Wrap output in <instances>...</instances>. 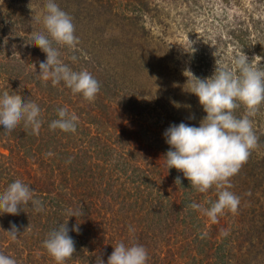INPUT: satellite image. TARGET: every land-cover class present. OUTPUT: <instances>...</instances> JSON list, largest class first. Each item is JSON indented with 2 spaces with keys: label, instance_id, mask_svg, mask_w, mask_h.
Listing matches in <instances>:
<instances>
[{
  "label": "trees",
  "instance_id": "obj_1",
  "mask_svg": "<svg viewBox=\"0 0 264 264\" xmlns=\"http://www.w3.org/2000/svg\"><path fill=\"white\" fill-rule=\"evenodd\" d=\"M20 1L28 11L24 9L15 11L11 7L6 8L0 2V95L21 102L25 99L35 102L41 109V128L38 134H33L30 126L25 127L21 123L10 135L0 133V193L11 182L22 180L34 190V199L43 203L42 212L46 216H38L42 212H35L31 205L25 206L18 215H0V253L14 258L16 264H28V258L30 261L33 260L31 252L26 257L22 252V246L15 247L17 244L18 246L22 244L24 238L14 244V240L6 231L14 224L19 230V236L25 233L32 234L31 232L36 228H41L47 237L48 233L59 224L68 221L69 234L75 241L76 251L65 264H79L76 262V256L79 254L76 252L80 248H83L80 250L83 252L81 255L87 256V263L94 258L93 260L98 264V259L101 258L104 264H107L108 257L114 250L113 247L120 242L143 245L148 252V264H264V202L260 200L263 189L242 197L239 188L235 187V185L239 186L241 178L242 184L246 182L243 172H247L246 165L250 160L256 166L261 163V160L256 163L254 153L260 146L264 151V134H260L261 140H258L257 147L251 151L249 159L238 174L229 179L231 184L229 190L234 194L239 192L237 196L241 201L236 214L225 210V213L218 217V222L212 223L201 211L190 208L189 203L193 202L200 204L202 208L210 207L217 200L218 191L215 186L205 193L194 191L190 181L184 178L186 180L184 185H182L184 179L181 180L183 189L174 193L172 191L176 186L175 181L172 182L171 193L168 194L170 197L164 195L163 188L158 190V199L149 201L148 213L143 209H137L138 204H142L143 201V198H138L139 192H136V195L132 193V197H129L131 194L124 195L121 197L123 203L120 207L123 210L125 206L128 210L120 215L119 211H115L119 207L118 204L108 206L112 194L107 193L106 198H103L102 193L98 191L103 175L98 176L95 170L103 163L102 158L108 155L107 150H115L116 155H119V158L124 157L125 160L129 155L134 156L135 151L138 150L140 135L133 134V137L127 135L128 142L125 143H128V147H136L129 149L127 154L107 143L105 131L97 127L103 118L102 110L105 109L103 104L107 105L102 102L103 89L113 91L112 86L117 88L122 85L120 81L123 82L128 69L119 71L112 68L107 83L96 79L100 84V91L91 102L85 100L82 95L73 94L70 89L63 86V83L53 86L51 80L44 81L37 75L40 71L39 65L33 68L29 60L31 56H39L42 61L46 59L45 53L38 47L31 46L32 37L37 32L43 31V28L34 26L33 17L30 15L31 8L34 11L44 8L45 0ZM82 1L56 0V3L73 18L75 14L81 12ZM97 1L101 4V10H111L112 0ZM113 1L118 5H115L114 10L119 9V14L122 16L128 14L130 9L142 14L148 5L147 0ZM219 1L234 13L229 18L225 13L224 26L221 25L222 32L218 39L223 47L232 46L234 49L231 54L227 50L226 60L229 55L234 56L235 59L246 55L254 66L264 68V0ZM210 28L216 35L218 26L214 23L208 24L207 29ZM206 44L202 45L205 49ZM54 46L61 55L68 49L66 46ZM126 53L128 57H133L131 52ZM198 54L199 52L194 56L192 63L194 61L193 66L197 65L204 71L199 77H211L214 73L211 68L212 63L208 61L210 72L206 71L205 68L208 69V66L203 65ZM202 56L205 57L203 53ZM63 59L61 60L65 62ZM231 60L233 57L229 58L228 64ZM195 69L197 74L199 69L197 67ZM167 94L172 95V91H168ZM62 107L78 117L75 133L49 128V124L58 118L57 110ZM239 108L245 110L243 106ZM261 108L264 109V104L260 106ZM137 122L138 116L136 122L131 120L127 125L130 128L137 127L140 134L142 127ZM95 129L97 132H94ZM125 138L126 135L121 137L123 140ZM134 169L137 172L142 171L140 166ZM166 173L161 178L172 179L170 177L171 173H174L172 168L169 170L167 168ZM173 176L184 177L181 171L174 173ZM115 187H119L117 183ZM119 192L121 193V190H118L117 194ZM174 195L177 197L175 198ZM130 206L134 209H129ZM70 209L79 210L82 215L69 218ZM149 216L150 220H148ZM32 219L34 223L30 222ZM77 222L79 233L71 231ZM130 226L134 231H129ZM225 230L228 232L226 236L222 235V231ZM125 231L129 235V241L124 235ZM151 241H156L155 243L160 241L161 248H153ZM43 251H45L43 256L38 252L39 256H34V259L43 258L41 264H55L46 248ZM37 260L30 264H40Z\"/></svg>",
  "mask_w": 264,
  "mask_h": 264
},
{
  "label": "rangeland",
  "instance_id": "obj_2",
  "mask_svg": "<svg viewBox=\"0 0 264 264\" xmlns=\"http://www.w3.org/2000/svg\"><path fill=\"white\" fill-rule=\"evenodd\" d=\"M0 2L6 8L11 7L15 11L23 9L28 11L20 0H0ZM112 2L111 10L107 11L101 10V4L97 0L82 1L81 12L79 11L72 18L75 35L79 42L74 49H66L60 58H64L65 63L73 70H87L94 74L93 77L95 76L99 82L105 83L111 76L112 68L119 71L128 69L123 82L120 81L123 86L119 85L117 88L112 86L113 91L103 89L102 102L107 105L102 103L105 109L102 110L103 118L99 121L101 124L97 129L105 131L107 143L124 153L131 148L136 149L134 146L128 147V143H125L128 142L127 135L142 136H139L138 150L135 151L136 154L133 153L134 156L129 155L127 160L124 157L119 158L115 150H107L108 155L102 158L103 163L95 171L98 172V176L103 175V181L98 189L103 198H106L107 193L113 196L108 206L118 204L119 207L115 211H119L122 215L128 208L124 206L122 210L120 207L123 203L121 197L127 194H131L129 197H132V193L136 195V192H139L138 198H143V201L142 204H138L137 209H143L148 213L150 211L149 201L158 199V190L163 188L164 195L170 197L168 194L171 193V184L177 179L173 175L179 171L172 168L174 172L170 176L172 179L161 178L167 174L164 157L170 147L165 142L163 133L170 125L181 122L199 126L200 121L206 115L198 98L188 92L190 89L186 84V76L189 75L185 73L186 70L190 69L197 77L204 74L199 66H193L194 56L199 52V58L206 67L210 61L212 71H215L216 67L234 70L232 67L235 61L234 56L229 55V58L233 57L230 64H228L229 58L226 60L227 50L231 54L234 49L232 46L225 48L218 42L219 34L222 32L221 25L225 22H223L225 13L228 14L227 18L232 17L234 13L226 9L219 0H196V3L195 0H147V9L143 13L140 12L142 14L130 9L128 14L122 16L119 14V9L114 10L116 1L112 0ZM43 14L44 8L41 7L35 11L31 8L30 15L33 18L42 17ZM213 23L218 26L217 32L215 31L216 35L211 28L207 29V25ZM40 27L43 28L42 25ZM205 43H207L206 49L202 46ZM126 52H131L133 57H128ZM202 53L206 58L202 56ZM72 57H75V60ZM40 62L42 59L39 56L30 57L31 67L37 68ZM195 67L199 69L198 75ZM205 69L210 72L209 66ZM165 85L167 87H164ZM168 91H172V95L168 96ZM171 96L173 98H170ZM263 110L261 108L258 115L253 118V128L258 140H261L260 134H264ZM244 113L243 108H238L235 112L238 117ZM137 116V123L142 127L140 134L137 127L130 128L127 125L131 120L136 122ZM94 132H97L96 129ZM124 135L126 138L123 140L121 137ZM128 140L130 141L129 138ZM261 147L254 153L256 163L260 160L261 163L256 166L250 160L246 165L247 172L242 174L246 182L242 184L241 178V183L235 187L239 188V192L243 194L240 195L242 197H246L255 190L263 189L260 200L264 202V174H262L264 172V151ZM136 166H140L142 171L137 172L134 169ZM180 179L183 180L184 177ZM183 181L182 185L186 180ZM116 183L119 186L117 188ZM174 184L176 189L172 193L183 189L181 184L175 182ZM118 190H121V193L117 194ZM174 197L176 198L177 195ZM129 209L134 208L130 206ZM38 216L46 215L42 212ZM132 220L136 221V219ZM30 222L34 223V219ZM31 233L21 234L23 237H19L22 238L14 240L15 244L24 238L22 244L19 246L17 244L15 247L21 248L22 246V252L26 257L31 252L33 260L30 261L28 258V264L36 262L37 259H34V256H39L38 252L40 256H43L45 252L43 241L47 238L41 228H36ZM124 235L129 241L127 231ZM155 242L151 241L152 247L161 248L162 243ZM34 249L37 251L33 252ZM80 250L76 252L79 254L76 256V262L96 264L94 258L92 263H87V256L81 255L83 252ZM46 256L47 254L44 257ZM37 261L41 264L44 259Z\"/></svg>",
  "mask_w": 264,
  "mask_h": 264
},
{
  "label": "clouds",
  "instance_id": "obj_3",
  "mask_svg": "<svg viewBox=\"0 0 264 264\" xmlns=\"http://www.w3.org/2000/svg\"><path fill=\"white\" fill-rule=\"evenodd\" d=\"M32 22L36 27L42 25L43 31L32 37L31 46L38 47L46 54L36 74L44 81L51 80L53 86L63 83L73 94L93 101L100 91L99 82L87 70H73L61 60V54L54 46L69 49L77 46L79 39L75 35L72 17L59 7L56 0H45L44 14L39 18L34 17ZM72 59L75 60V57ZM234 66V70L216 67L212 76L206 78L197 77L190 69L186 70L185 73L189 74L186 76L188 92L198 98L206 115L199 126L181 122L170 125L163 133L165 142L170 146L164 157L168 170L175 168L181 171L191 187L200 193L207 192L213 186L217 189L218 198L210 207L202 208L195 202L189 205L193 210L201 211L212 223L218 222V217L225 210L233 214L238 212L241 201L229 190V179L238 174L258 145L253 118L264 104V68L254 66L246 55L236 58ZM241 106L245 108V113L238 117L235 110ZM40 113L41 109L35 102L26 99L21 102L0 95V133L10 135L23 123L25 127H31L33 134H38L41 128ZM57 116L49 124L51 130L76 132L78 117L75 114L62 107L57 110ZM175 183L181 184L180 177ZM33 192L32 187L22 180L11 182L0 193V215H18L29 205L35 212H42L44 205L34 199ZM68 214L70 218L82 215V212L70 209ZM67 224L68 221L59 224L43 241L55 264H65L76 251ZM71 231L79 233L78 222ZM129 231L134 229L130 226ZM6 232L13 240L20 235L14 224ZM222 235L226 236L228 232L222 231ZM113 248L107 264H148V252L143 245L120 242ZM0 264H16V261L0 253ZM98 264H104V261L99 258Z\"/></svg>",
  "mask_w": 264,
  "mask_h": 264
}]
</instances>
